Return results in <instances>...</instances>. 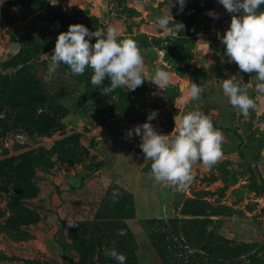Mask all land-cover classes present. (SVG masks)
Masks as SVG:
<instances>
[{"label": "rangeland", "instance_id": "rangeland-1", "mask_svg": "<svg viewBox=\"0 0 264 264\" xmlns=\"http://www.w3.org/2000/svg\"><path fill=\"white\" fill-rule=\"evenodd\" d=\"M69 3L0 0V264H118L104 254L113 248L126 264H264V95L249 89L258 109L245 118L223 92V79L255 76L225 55L232 14L219 0H186L182 12L176 0ZM163 15L183 32L157 28ZM74 23L118 25V39L145 54L146 74L160 67L172 83L104 95L110 81L94 88L91 68L50 72L57 37ZM192 83L204 88L198 101L186 94ZM154 110L163 135L192 111L223 132L221 161L197 162L186 191L156 182L141 137L126 138Z\"/></svg>", "mask_w": 264, "mask_h": 264}, {"label": "clouds", "instance_id": "clouds-1", "mask_svg": "<svg viewBox=\"0 0 264 264\" xmlns=\"http://www.w3.org/2000/svg\"><path fill=\"white\" fill-rule=\"evenodd\" d=\"M50 2L55 6L58 0ZM176 3L179 5L178 11L182 12L186 0H176ZM219 3L232 14L230 26L221 38V43L226 46L228 62L236 63L241 72L255 73L252 80L244 84L236 81L234 76L223 79L222 83L223 92L230 104L247 118L250 110L258 109L256 101L249 95V89L254 87L257 93L264 95V11L259 10L264 5V0H219ZM72 5L70 0L69 7ZM207 14L218 18V13L214 10ZM156 27L174 37L183 32L185 25L183 22H175L172 15H163L157 17ZM119 36L118 25H108L106 32L98 29L93 32L82 23L71 24L66 32H61L57 37L50 55L49 71L55 72L64 64L72 75L82 76L86 68H91V85L94 88L103 85L106 79L110 81L108 86L101 88L104 95H109L118 88L135 91L146 80L165 91L172 83V75L157 67L154 75L148 76L145 71V54L137 42L131 38L118 39ZM93 37L96 38L94 44L91 43ZM203 92L204 88L197 83H192L186 89V94L192 101H198ZM157 115V111H151L146 122L128 130L126 138L133 135L141 137L139 146L145 154V160L152 161L150 175L156 182L166 183L179 192L186 191L195 180L193 166L197 162L211 168L221 161L223 132L214 127L207 115L192 111L183 116L176 115L173 132L163 135L151 123ZM118 196L119 192L114 190V202ZM68 226L77 225L68 220ZM117 234L125 236L127 232L120 229ZM104 254L118 264H126V256L114 248L105 250Z\"/></svg>", "mask_w": 264, "mask_h": 264}, {"label": "crops", "instance_id": "crops-1", "mask_svg": "<svg viewBox=\"0 0 264 264\" xmlns=\"http://www.w3.org/2000/svg\"><path fill=\"white\" fill-rule=\"evenodd\" d=\"M145 24H146V22H145Z\"/></svg>", "mask_w": 264, "mask_h": 264}]
</instances>
